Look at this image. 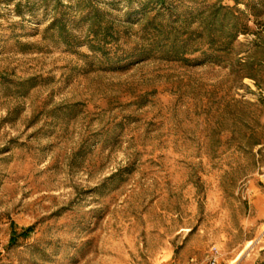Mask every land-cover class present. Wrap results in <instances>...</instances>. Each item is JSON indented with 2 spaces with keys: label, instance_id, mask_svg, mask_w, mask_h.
<instances>
[{
  "label": "rangeland",
  "instance_id": "obj_1",
  "mask_svg": "<svg viewBox=\"0 0 264 264\" xmlns=\"http://www.w3.org/2000/svg\"><path fill=\"white\" fill-rule=\"evenodd\" d=\"M145 2L0 0V264H264V0Z\"/></svg>",
  "mask_w": 264,
  "mask_h": 264
},
{
  "label": "trees",
  "instance_id": "obj_2",
  "mask_svg": "<svg viewBox=\"0 0 264 264\" xmlns=\"http://www.w3.org/2000/svg\"><path fill=\"white\" fill-rule=\"evenodd\" d=\"M132 1V0H129ZM145 6L147 8H150L149 12L154 11V16L152 19L148 21V24H152V29L155 32H158L159 38L154 40V43H158V46H162L166 41L168 42L169 40L172 43V47H177L176 45L178 44L179 41V36L181 31L179 30L178 27H175L174 25L177 23V21L171 23V25L168 26L169 29H166V27L162 26L161 24H157L156 22L157 18L165 15V12L169 10V6L167 3V0H146ZM225 7H219L216 8L214 6L207 7L204 10H201L198 14L194 15V18L197 20L198 19V25L196 29L192 30L191 32L185 33L186 35H189L190 38H202L203 35H207L209 38V43L214 44V37L212 38L211 34H215L216 29L218 28L219 31L222 30V27L219 25L216 26V19L217 16L220 15V12L222 9ZM228 10V9H225ZM230 11V10H228ZM229 14L232 13H226L224 16L225 18L229 17ZM193 15V14H192ZM234 18V23H232L229 27V29L226 32V41L223 42L222 47L223 50H226L232 41L237 40V38L241 34H246V26H239L238 23H236V18L238 17H233ZM196 20H193L194 22ZM184 34V33H183ZM182 36V35H181ZM183 46H180L182 48ZM28 230H25L21 235H26ZM15 233V232H14ZM16 239L15 234L12 235L10 239V243H14Z\"/></svg>",
  "mask_w": 264,
  "mask_h": 264
},
{
  "label": "bare ground",
  "instance_id": "obj_3",
  "mask_svg": "<svg viewBox=\"0 0 264 264\" xmlns=\"http://www.w3.org/2000/svg\"><path fill=\"white\" fill-rule=\"evenodd\" d=\"M252 245V242H249L246 246V248H249L250 246ZM239 256L233 261V262H236L238 260Z\"/></svg>",
  "mask_w": 264,
  "mask_h": 264
}]
</instances>
